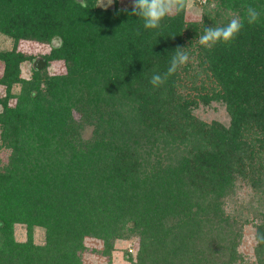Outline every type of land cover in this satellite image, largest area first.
<instances>
[{"label":"trees","instance_id":"trees-1","mask_svg":"<svg viewBox=\"0 0 264 264\" xmlns=\"http://www.w3.org/2000/svg\"><path fill=\"white\" fill-rule=\"evenodd\" d=\"M115 2L0 0L11 41L0 50V264H83L86 239L106 258L135 239L128 264H241L246 225L264 264V0H203L201 24L184 8L156 30ZM248 6L260 12L252 25ZM235 15L245 23L233 42L199 45ZM22 42L49 48L28 79ZM178 46L189 62L153 88ZM54 61L62 73L47 72ZM211 102L226 126L194 114Z\"/></svg>","mask_w":264,"mask_h":264},{"label":"rangeland","instance_id":"rangeland-1","mask_svg":"<svg viewBox=\"0 0 264 264\" xmlns=\"http://www.w3.org/2000/svg\"><path fill=\"white\" fill-rule=\"evenodd\" d=\"M107 0H96V6L101 9L112 8L114 6V0L111 5H106ZM116 6L119 8H128L132 6V0H116ZM203 0H187L185 6V22H194L196 24H201L203 8ZM53 45L55 42L52 43ZM11 41L5 36L0 35V50L10 49ZM19 50L31 54L35 59L40 58L44 54L48 53L49 48L44 44H38L34 42H22L20 43ZM192 66L194 62L191 61ZM2 66L0 64V74ZM49 74H59L62 73L63 64L61 61H54L46 68ZM31 75V62L26 61L20 65V77L23 79H28ZM17 92V87L12 88V93ZM3 94V88L0 87V95ZM13 104V100L10 102ZM194 114L204 121L209 123L210 121H216L223 125L228 124V116L224 110L223 105L220 103L211 102L207 106H199L194 110ZM8 151L0 149V165L4 163ZM14 238L17 241L25 240L24 227L21 225H15L14 227ZM253 228L250 225H246L242 229V236L239 241L237 251L242 255L241 264H254L253 258ZM43 240V231L40 228L33 229V241L37 244L41 243ZM85 252L82 254L83 264H128L125 261L126 254L134 257L136 250L135 239L126 241H116L114 243V250L110 254V258L103 257L98 254L97 251L101 249V243L92 239H86L84 241Z\"/></svg>","mask_w":264,"mask_h":264},{"label":"clouds","instance_id":"clouds-1","mask_svg":"<svg viewBox=\"0 0 264 264\" xmlns=\"http://www.w3.org/2000/svg\"><path fill=\"white\" fill-rule=\"evenodd\" d=\"M82 7H86V0H77ZM113 0H107L106 5H111ZM187 0H132L130 15L139 17L143 21V28L156 30L160 28L162 21L170 16L179 14L186 6ZM127 9H125L126 11ZM260 12L253 6L246 9L245 19L247 24L252 25L258 22ZM245 19L240 16H233L229 22L220 27H206L200 35L198 43L207 50L213 49L216 45H229L239 35L244 27ZM184 47H177L172 56L169 67L164 74L155 73L151 77L150 84L153 88L163 85L167 78L189 62V55L183 51ZM258 243H264V233H257Z\"/></svg>","mask_w":264,"mask_h":264},{"label":"water","instance_id":"water-1","mask_svg":"<svg viewBox=\"0 0 264 264\" xmlns=\"http://www.w3.org/2000/svg\"><path fill=\"white\" fill-rule=\"evenodd\" d=\"M32 68L36 71L41 70L42 68H44L45 63L41 58L35 59L32 64H31Z\"/></svg>","mask_w":264,"mask_h":264}]
</instances>
